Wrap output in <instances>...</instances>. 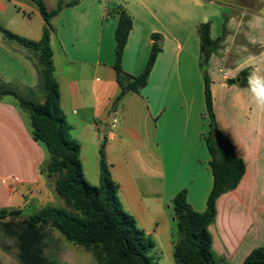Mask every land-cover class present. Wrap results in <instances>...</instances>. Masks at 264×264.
<instances>
[{"label":"crops","instance_id":"0c3cea01","mask_svg":"<svg viewBox=\"0 0 264 264\" xmlns=\"http://www.w3.org/2000/svg\"><path fill=\"white\" fill-rule=\"evenodd\" d=\"M42 1L52 11L59 0ZM117 6L132 18L122 70L131 76L143 71L152 34L160 35L161 51L147 85L128 92L114 109L117 18L106 10ZM224 18L226 35L206 71L216 127L242 160L244 175L217 199L209 230L216 263L242 264L264 247V0H64L49 21L50 47L59 106L80 144L86 181L99 184L103 145L122 209L153 243L167 239L172 249V199L185 190L192 209L203 212L212 188L196 26L209 22L214 40ZM0 26L39 41L44 21L31 0H0ZM37 67L34 52L0 33V84L42 103ZM246 69V87L228 84ZM48 162L44 146L32 139L29 114L12 96H0V209L23 214L30 202L45 199L48 178L40 169Z\"/></svg>","mask_w":264,"mask_h":264},{"label":"trees","instance_id":"16d2710c","mask_svg":"<svg viewBox=\"0 0 264 264\" xmlns=\"http://www.w3.org/2000/svg\"><path fill=\"white\" fill-rule=\"evenodd\" d=\"M31 1L36 4L44 21L41 39L31 41L1 26L0 33L5 39L36 55L37 86L44 94V101L39 103L19 96L2 84L0 96H12L18 106L29 114L32 139L43 145L49 155V162L40 169V174L55 178L53 189L69 210L47 206L36 210L28 218L21 219L20 210L0 209V224L5 234L16 240L18 263L56 264L45 255V230L53 228L67 242L90 252L96 264H157L150 255L154 247L152 239L136 226L134 218L120 205L118 186L106 164L103 145L99 150V184L93 186L84 177L80 144L71 137V127L60 109L59 87L53 74L49 21L62 10L64 0H59L56 9L52 11H47L42 0ZM106 15L117 18L113 67L120 93L113 101L115 109L128 92L136 93L147 85L152 67L161 51L160 35H151L154 42L143 71L137 76L128 75L122 70L121 63L132 30V18L121 6L107 9ZM225 21L226 18L221 35L214 40L210 37L209 22L196 26L199 68L203 76L205 108L209 120V131L204 142L211 157L209 167L212 188L203 212L192 209L185 190L178 192L172 199L175 222L172 256L175 264H217L209 230L216 216V201L222 194L234 190L244 175L242 160L236 157L232 144L216 127L206 71L211 56L220 49L226 35ZM250 73L249 69L239 73V86H247ZM6 219L7 222H1ZM242 264H264V247L254 249Z\"/></svg>","mask_w":264,"mask_h":264},{"label":"rangeland","instance_id":"374dc122","mask_svg":"<svg viewBox=\"0 0 264 264\" xmlns=\"http://www.w3.org/2000/svg\"><path fill=\"white\" fill-rule=\"evenodd\" d=\"M226 1L235 2V0ZM36 101L38 102V99H35V102ZM54 181L55 178L47 179L45 199L40 202L37 200L30 202L31 205L23 212L21 219L28 218L36 210H40L47 206L69 210L64 201L55 193L53 189ZM45 233L47 234L45 255L56 264H96L90 252L67 242L58 230L48 228L45 230ZM0 241V249H2L0 250V264H19L15 255L17 252L16 240L5 234L2 224H0ZM150 255L156 260L157 264H175L172 256V249L168 244L167 239H164L163 241L160 240L159 243H154Z\"/></svg>","mask_w":264,"mask_h":264},{"label":"water","instance_id":"95a60500","mask_svg":"<svg viewBox=\"0 0 264 264\" xmlns=\"http://www.w3.org/2000/svg\"><path fill=\"white\" fill-rule=\"evenodd\" d=\"M238 82V78L233 79V80H228V84H233V83H237ZM112 123V118L110 117L108 120V123L106 125V129L104 130V134H107L110 130V124Z\"/></svg>","mask_w":264,"mask_h":264},{"label":"built area","instance_id":"2783aa9c","mask_svg":"<svg viewBox=\"0 0 264 264\" xmlns=\"http://www.w3.org/2000/svg\"><path fill=\"white\" fill-rule=\"evenodd\" d=\"M227 76H228V75H227L226 73L223 74V77H224L225 79L228 78Z\"/></svg>","mask_w":264,"mask_h":264}]
</instances>
